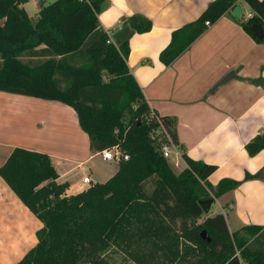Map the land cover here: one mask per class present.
Returning <instances> with one entry per match:
<instances>
[{"label":"trees","instance_id":"obj_1","mask_svg":"<svg viewBox=\"0 0 264 264\" xmlns=\"http://www.w3.org/2000/svg\"><path fill=\"white\" fill-rule=\"evenodd\" d=\"M26 1L0 0V91L70 106L90 151L118 146L128 159L105 182L67 196L68 185L56 181L48 154L13 148L0 176L43 224L36 245L15 264H114L106 258L112 249L134 264H264V225L230 232L222 213L205 214L200 204L243 181L264 180V166L216 185L207 180L215 167L202 161L186 157L189 167L175 173L160 151L159 124L129 70L128 43L113 44L100 26L105 0L40 1L35 18L20 6ZM243 1L252 13L242 29L264 42L251 29L264 28V0ZM237 4L210 2L196 20L173 31L160 60L170 64L206 29V20L214 23ZM132 27L144 33L152 23L141 17ZM159 120L178 144L176 119ZM245 149L250 156L264 149V134ZM203 229L210 242L201 238Z\"/></svg>","mask_w":264,"mask_h":264},{"label":"crops","instance_id":"obj_2","mask_svg":"<svg viewBox=\"0 0 264 264\" xmlns=\"http://www.w3.org/2000/svg\"><path fill=\"white\" fill-rule=\"evenodd\" d=\"M30 1H37L38 11L40 1L50 3ZM212 1L105 0L98 20L113 44L128 43V67L150 109L176 119L178 144L169 156L174 165L179 171L189 167L186 157L213 165L207 180L216 185L222 178L242 180L264 166V149L253 156L245 149L256 134H264V42L247 34L240 25L246 19L233 17L230 10L170 64L159 58L173 31L196 20ZM237 3L241 12L247 6L249 17L248 5ZM141 17L152 23L144 33L132 27V20ZM230 72L234 76L211 92ZM15 147L48 154L56 181L68 185L67 196L87 188L84 176L101 183L118 169V163L90 151L70 106L0 91V165ZM213 204L218 207L212 209ZM211 206L209 215L222 213L230 232L264 225V180L243 181L215 197ZM42 225L0 176V264L17 263L36 245Z\"/></svg>","mask_w":264,"mask_h":264},{"label":"rangeland","instance_id":"obj_3","mask_svg":"<svg viewBox=\"0 0 264 264\" xmlns=\"http://www.w3.org/2000/svg\"><path fill=\"white\" fill-rule=\"evenodd\" d=\"M46 2H52L54 0H45ZM37 2V1H36ZM35 1H26L22 4V8L24 9L25 13L27 14V16L29 18H35L36 15H37V3ZM248 8L246 5L243 4V7H242V12L240 14V19L241 20H245V19H248ZM23 61H25V59L22 57L21 58ZM57 79H59V76L57 74H53ZM60 85L63 86L64 85V82H60ZM168 160V164L169 166L171 167V169L177 173L179 171L178 167H176L174 165V162L176 161L174 157H170L167 159ZM99 164H101L100 166H102V163L101 162H98ZM87 174L91 175L90 171L87 172ZM93 178V181L95 179H97L95 176L92 177ZM88 187V186H87ZM212 209H215L217 208V204H213L212 206ZM208 212V213H205V214H209L211 212V210ZM205 216V215H204ZM203 216V217H204ZM202 219H200L201 221ZM233 229V227H232ZM237 254L239 255V252H237ZM106 258L109 259L112 263L114 264H134L133 262H131L128 258L125 257V255H123L120 251L118 250H115V249H112L109 253H107L106 255Z\"/></svg>","mask_w":264,"mask_h":264},{"label":"built area","instance_id":"obj_4","mask_svg":"<svg viewBox=\"0 0 264 264\" xmlns=\"http://www.w3.org/2000/svg\"><path fill=\"white\" fill-rule=\"evenodd\" d=\"M249 16H251V14H249ZM204 25L210 26L211 23L208 20H206L204 22ZM150 115H151L152 119L157 121V123L159 124L158 131L160 133H162L164 136L162 139L160 151H161V154L163 155V157L168 159L170 156L171 148L174 147L175 143L170 139L169 135L165 132V129H164L161 121L159 120V115L153 110H151ZM100 154L104 160L113 161L116 163H119L121 160H127L128 159V155L126 153L122 152L118 146H112L110 148L104 149L100 152ZM82 182L84 184H87L88 186H90L92 184V180L88 175H86L82 178Z\"/></svg>","mask_w":264,"mask_h":264},{"label":"water","instance_id":"obj_5","mask_svg":"<svg viewBox=\"0 0 264 264\" xmlns=\"http://www.w3.org/2000/svg\"><path fill=\"white\" fill-rule=\"evenodd\" d=\"M241 13V7L240 5H236L232 10H231V15L235 18H238L240 16ZM253 33L258 37V38H262L264 35V28L261 25H252L251 27ZM234 76L233 72H230L228 74H226L219 82H217V84H215V86L210 90L211 92L214 90V88L224 82H226L228 79L232 78ZM213 202V199H206V200H201L200 204L203 207V211L205 213H208L210 211V206ZM200 236L201 238L205 241V242H210V237L207 233V231L205 229H203L200 232Z\"/></svg>","mask_w":264,"mask_h":264}]
</instances>
